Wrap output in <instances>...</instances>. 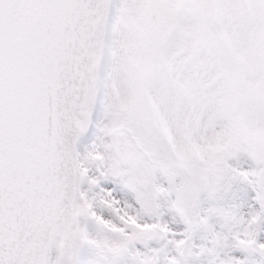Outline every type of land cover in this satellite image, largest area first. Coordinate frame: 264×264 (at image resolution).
I'll return each mask as SVG.
<instances>
[{"label": "snow or ice", "instance_id": "1", "mask_svg": "<svg viewBox=\"0 0 264 264\" xmlns=\"http://www.w3.org/2000/svg\"><path fill=\"white\" fill-rule=\"evenodd\" d=\"M0 264H264V0H0Z\"/></svg>", "mask_w": 264, "mask_h": 264}]
</instances>
